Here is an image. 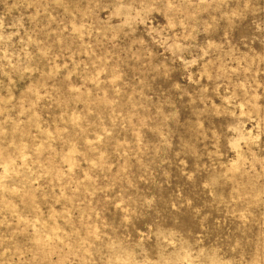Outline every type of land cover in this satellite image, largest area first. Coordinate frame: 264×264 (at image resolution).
Masks as SVG:
<instances>
[{
  "label": "rangeland",
  "instance_id": "rangeland-1",
  "mask_svg": "<svg viewBox=\"0 0 264 264\" xmlns=\"http://www.w3.org/2000/svg\"><path fill=\"white\" fill-rule=\"evenodd\" d=\"M0 264H264V0H0Z\"/></svg>",
  "mask_w": 264,
  "mask_h": 264
}]
</instances>
